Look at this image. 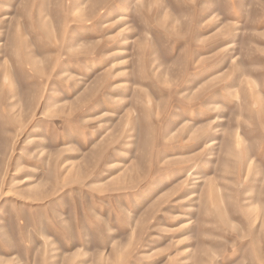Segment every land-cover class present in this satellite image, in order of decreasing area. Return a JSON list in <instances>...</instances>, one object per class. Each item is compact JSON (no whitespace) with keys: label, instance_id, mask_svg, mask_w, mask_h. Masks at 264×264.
<instances>
[{"label":"rangeland","instance_id":"374dc122","mask_svg":"<svg viewBox=\"0 0 264 264\" xmlns=\"http://www.w3.org/2000/svg\"><path fill=\"white\" fill-rule=\"evenodd\" d=\"M0 264H264V0H0Z\"/></svg>","mask_w":264,"mask_h":264},{"label":"bare ground","instance_id":"6f19581e","mask_svg":"<svg viewBox=\"0 0 264 264\" xmlns=\"http://www.w3.org/2000/svg\"><path fill=\"white\" fill-rule=\"evenodd\" d=\"M124 19H126V18H124ZM122 20V19H121ZM190 175H192V174H190Z\"/></svg>","mask_w":264,"mask_h":264}]
</instances>
